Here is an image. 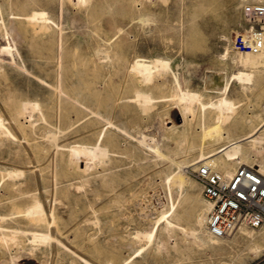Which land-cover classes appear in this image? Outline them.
<instances>
[{"label": "rangeland", "instance_id": "obj_1", "mask_svg": "<svg viewBox=\"0 0 264 264\" xmlns=\"http://www.w3.org/2000/svg\"><path fill=\"white\" fill-rule=\"evenodd\" d=\"M241 6V0H0V214L18 212L24 202L37 198L49 221L43 229L52 237L28 253L23 239L18 245H0V264H119L129 255L126 264H264V240L255 248L239 233L243 228L259 236L264 224L241 226L222 238L206 234L209 203L192 176L194 164L183 167L188 191L180 194L165 183L177 163L191 162L197 152L175 148L172 138L159 142L160 130L170 131L172 106H178L171 99V72H157L154 81L142 85L152 88L153 97L143 107L127 98L135 78H122L118 70L128 73L135 58L145 63L165 59L181 88L211 101L222 91L206 90L204 84L220 88L228 80L231 110L264 119V93L257 96L264 87V62L248 67L243 59L249 51L233 47L244 27ZM33 9L44 12L29 21L25 14ZM46 16L45 30L41 22ZM115 28L121 31L114 34ZM101 60L108 66L100 67ZM238 70L251 73L249 80L230 79ZM102 74L110 90L101 95L116 98L108 114L109 146L116 159L95 164L81 176L87 178L84 188L77 189L73 89L78 80L91 86ZM23 102L36 107L21 109ZM196 120L194 116L189 126L198 132ZM100 124L92 123L85 134L97 133ZM250 144L242 142L250 153L233 171L240 165H264V145ZM149 145L157 146L161 156ZM172 200L178 222L193 232L159 224L154 241L143 245L135 233L150 229ZM200 210L204 219L197 225ZM18 214V221L0 220V225L26 226Z\"/></svg>", "mask_w": 264, "mask_h": 264}, {"label": "bare ground", "instance_id": "obj_2", "mask_svg": "<svg viewBox=\"0 0 264 264\" xmlns=\"http://www.w3.org/2000/svg\"><path fill=\"white\" fill-rule=\"evenodd\" d=\"M79 1L83 2L84 0ZM43 12V10L33 9L29 14H25V17L29 21H35L36 15H41ZM138 18L140 19V17ZM48 21L49 18L47 16L42 19V28L45 27V30L49 28V25L47 24ZM119 31H121L120 28H115L114 34L118 33ZM109 39L110 37L105 38V40ZM245 54L244 55L246 57L244 56L243 61L246 66L248 65L249 67V64L251 67L255 64L261 66L260 64L264 62V44L259 48V50L255 52L249 51ZM106 55L107 54H105V57ZM239 57L240 56H238V58ZM239 59L241 61V57ZM102 61L103 60L99 61V66L107 67L108 64H103ZM240 61L238 63L241 64ZM127 67L128 73H125V70H122V67L118 69L123 72L122 78H135L137 84L132 85V89L134 90L133 94L126 97L133 99L143 107L150 105L153 97L151 95L152 88L150 86L148 88H144L142 85H147L154 81L157 77V72H171L173 77L175 92H173L171 95V99H173V101L175 99L174 103L176 102L178 106L172 104V108L174 110L172 111L171 118L167 120L170 122V126H167L170 127V131L166 133L165 130L161 129L158 134L159 142H165L166 140L172 138L174 139L173 142L175 144V148H180L181 150L185 151L195 149L197 152L195 157L191 159V162L186 161L184 165L183 163H177L172 172L166 174L164 180L169 189L174 187L180 194L189 190V178L184 173L185 170L183 167L193 164L195 165L197 161H203L205 164L210 165V167L220 171L224 175H230L232 172H234L233 169L235 166L242 163L245 157H247L250 153L249 149L246 150L243 148V141H248L251 143L250 145L256 147L264 145V119H260L259 114L257 113L249 116H237V112H233L231 110L230 98L226 96L228 80H225L220 88L217 86L215 87L213 85L204 84L206 90L222 91L221 94L217 95L215 100L211 101V99L204 100L201 94L197 93L196 91H192L187 88H181L178 76L170 69L169 62L165 59H156L145 63L140 58H135L132 62H129ZM238 72L232 74V76L230 75V79L236 78L243 82L245 80H249L248 78L251 76V73L248 71L239 70ZM108 83L109 81L106 80L105 74H102L99 77V80L95 79L93 81L91 86L80 84V80H78L73 89L75 100V114L73 116V122H77L78 124L74 129L76 144L73 146L75 147L73 156L78 161V168L75 172V178H78L79 180L74 184L77 189L84 188V181H86L87 178L81 179V176L84 175V173L88 174L89 170L93 168L95 164L106 165L110 161L116 159L115 157L111 156L115 151L110 148L109 145L113 143V140L109 139L108 137V134L111 132V130L108 128V124L110 123L108 116L110 102L116 98H114L113 95L111 97H103L100 93L101 91L106 92L110 90ZM263 93L264 87L260 88L257 96L260 97ZM30 107L33 109L36 107V104H29L27 102H23L21 104V109H27ZM194 116L197 117L195 124L197 125L196 128L198 132L189 126ZM82 118H85V121L83 124L79 125V122ZM175 121H180L181 123L176 124ZM100 122L103 123L100 124ZM92 123H96L97 125L100 124L101 127L98 129L97 133L92 132L90 135H86L84 129H91L90 126ZM179 125L182 126L179 127ZM242 127H247L248 129L246 131L240 130ZM141 136L142 135H140V139L143 137ZM137 138L138 137L136 136V139ZM144 138L141 139L142 142ZM149 147L152 149V152L156 153V156L159 157V148L153 145H149ZM139 152L141 153V150H139ZM81 162L83 163L82 166ZM259 171L263 172L262 174L264 175L263 164H260ZM11 174H9V176H11ZM25 193L26 191H19L20 195H24ZM23 205L24 206H22V209L18 212L14 210L15 212L13 211L0 214V220H8V222L18 221L14 218L17 217L15 216L17 213L26 219V226L22 228H17L12 225H0V245L5 247H8L9 245H18L21 244V240L23 239V241H27L28 243L23 247V250L27 251L28 253L40 243L48 242L52 237L47 227L46 229H43V224L48 225L49 221L46 218L42 203L37 198L33 197L30 201L24 202ZM203 211L204 210H200L195 214V222L197 225H200L203 222ZM179 219L180 217H178L176 214V202L172 200L171 204L166 208V210L158 213L150 229L137 231L135 233V237L137 239L144 240L145 242L143 245L151 244L155 239L156 226L159 224H163L165 228L173 226L182 227V229H184V231L182 230L183 233H187V235L191 234L193 229L188 226H182L178 222ZM240 227L241 226L238 228ZM261 231L262 232L259 236H254L243 228L239 229L240 237L250 238L255 248L259 247L258 241L264 240V229ZM206 234L210 237L212 236L207 232V230ZM142 248L143 247L141 245L137 251L140 252ZM130 256L131 255L124 258L119 264H126L130 260ZM84 264L90 263L84 261Z\"/></svg>", "mask_w": 264, "mask_h": 264}, {"label": "built area", "instance_id": "obj_3", "mask_svg": "<svg viewBox=\"0 0 264 264\" xmlns=\"http://www.w3.org/2000/svg\"><path fill=\"white\" fill-rule=\"evenodd\" d=\"M241 4L244 27L233 47L255 52L264 44V0H241ZM261 111L264 113V101ZM193 170L192 176L209 203L205 228L210 235L227 237L239 226L255 228L264 224V175L259 169L240 165L230 175H224L197 161Z\"/></svg>", "mask_w": 264, "mask_h": 264}]
</instances>
